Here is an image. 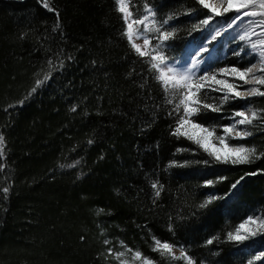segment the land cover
<instances>
[{
  "label": "trees",
  "instance_id": "1",
  "mask_svg": "<svg viewBox=\"0 0 264 264\" xmlns=\"http://www.w3.org/2000/svg\"><path fill=\"white\" fill-rule=\"evenodd\" d=\"M142 1L129 2L131 23L141 20L137 4ZM150 2L162 6L161 11L184 9L170 22L195 24L210 15L196 0ZM47 3L48 10L36 0H0V264H121L115 254L136 250L147 230L161 242L173 238L181 243L194 226L206 230L200 248L192 247L189 254L194 264L263 263L255 258L264 251V233L243 241L228 239L244 216L254 212L223 216V241H218L212 236L220 220H210L211 208L196 206L194 189L177 179L182 173L171 177L167 167L172 149L184 146L168 135L169 121L150 81L138 70L140 61L120 39L112 0ZM137 25L133 29L150 40ZM195 37L172 33L165 54L176 58L186 44L199 46ZM227 52L219 65L244 69L253 63L248 59L242 65L240 57ZM38 80L44 83L37 86ZM207 90L201 93L211 92ZM258 97L227 101L223 112L264 110V97L260 106L253 104ZM194 117L202 124L217 116L200 112ZM219 122L227 125L224 117ZM256 124L262 125L251 132L256 137L229 145L252 141L250 148L264 151V123ZM186 143L188 149L200 148L188 138ZM192 154L198 156L194 150ZM209 162L199 160L191 168L223 172L225 181L245 172L251 188L247 203L259 202L264 211V156L252 167L244 163L210 169ZM190 172L186 170V179L193 186L198 178ZM157 189L162 200L156 199ZM258 213L264 219V212Z\"/></svg>",
  "mask_w": 264,
  "mask_h": 264
},
{
  "label": "rangeland",
  "instance_id": "2",
  "mask_svg": "<svg viewBox=\"0 0 264 264\" xmlns=\"http://www.w3.org/2000/svg\"><path fill=\"white\" fill-rule=\"evenodd\" d=\"M130 1L131 0H128V4ZM36 2L41 6L43 5L44 7V0H36ZM112 2L115 5V11H116L115 13H116L117 20L119 22L120 39L131 50L132 55L135 56L138 61H140L138 65V70H140L148 78V80L150 81V84L152 85L155 95L159 99L160 105L162 106V107L161 106L159 107L162 109L161 111L163 113L165 112L164 119L166 121L167 120L169 121L168 135L172 138L174 142L176 141L178 143H181L184 146L183 148L179 147V148L172 149L171 160L168 162L167 168H170L169 171L171 172V177L174 173H177V175L179 173H182L181 175L177 177V179L178 180L182 179V183H184L185 185L187 183L190 185V189H194V193H196L194 195V199H195L194 203L197 202L198 204L196 206L201 207V204H205V202H208L207 206L203 208H206V209L211 208L210 212L208 213L211 221L214 219V217H217V219L220 220L214 227L215 229L214 231L217 234L213 235L212 237L216 238L218 241H223V237H220L224 235L220 231L222 224H224L223 221H226V219L223 218V216L227 217L228 215H236V214H240L244 212L248 213L249 211H250L249 213H251L252 211L254 212L253 218L259 217L260 219H262L261 215L258 213V211L264 212L259 205L260 203L259 202L254 203L253 201L254 203L253 206L252 204L247 203V201L250 200L249 197L251 196V190H250L251 188H249L247 184L245 183L247 182L246 181L247 179H245V177H247L248 174H244L245 172L242 171L236 176L230 177L229 180L225 181L224 176H221L223 172L214 173V171L209 170L207 173H205L204 171H198V170L191 168V165L199 163V160H200V163H203V164H204V161H210L208 163L209 166L207 165L210 169H212V167H217L219 165L230 166L233 164L230 162L229 163L218 162L214 159V157L210 156L207 152L205 151L203 152V149L201 148L197 149L195 147L194 148L191 147L192 149H188L186 148V147H189V146H186L187 144L186 136H177V135L172 134L173 130L177 126V118L179 115L182 114V109H181V112L174 111L175 105L179 102V94L172 89H169V91L165 92L164 88L162 87L161 82L157 81L156 79V76L159 75V72L156 69L151 68V63H152L151 58L152 56L162 55L165 58V64L161 65L160 67L163 68L165 65H167L169 67H172L176 73H188L191 75L193 81L199 80V78L201 76H204L206 73H213L216 75V78L219 80L228 81L234 84L242 85V87H240L238 90L246 95L245 89L251 88L253 86L259 87L260 85H255L254 82L244 83L243 81H240L238 78H234L230 74L221 73L220 69H230L231 67L230 66L225 67V66L219 65L218 62H219V58H222L225 52H227V49L230 47V51H228L226 54L229 55V54H232L233 52L234 54L239 52L240 55H236V56L240 57L239 58L240 61L243 60V62H241L242 65H245L246 60L248 59L253 60L252 61L253 63L250 66L255 65L256 67L253 69V73L250 74L249 77H247L248 79H250L251 75L253 74L256 76L261 75V72L259 71V68L261 65H260V58L258 55V51L264 46L259 45L258 41L264 39V26H257L256 24L250 25L248 21L254 19L257 21V23H259V21L261 19H264V17H260V16L244 17L241 21H237V23L234 24L232 27H228V25L231 23L232 18L237 15V13L233 11V12L222 14L220 16H213V19L210 21L209 25H201V21L194 24L195 20L194 22L192 20V21L183 22V23L170 22L171 20H169L167 24H164V21L168 20L169 17H172V20H173V17L175 16L176 13L178 14L184 13L185 12L184 9L182 8L180 10L179 7H171V8H167L168 10L165 9L164 11H161L160 8L162 6H156L152 4L150 0H143L142 1L143 3L141 5L137 4V6H139V10L142 12L141 20H143L145 16H148V19L145 20L143 24H138L137 27L138 29L139 28L143 29L142 32H148V34L150 35V40H149V44L145 46L144 45V40L146 39L145 33H139L138 31L133 29L134 38L132 42L139 45L142 51H145L146 53H148V55L140 56L133 49L127 36L125 35V32L127 30V23H131L130 18L126 22L123 19L124 14L118 10L119 4L117 3V0H112ZM213 4L219 7L220 0H218L217 2H213ZM145 5H147L148 8L152 10L154 15H150L149 12L146 11ZM224 6L225 7L227 6L226 3L224 4ZM44 8L48 10V8L46 7ZM196 24L201 27L198 28ZM156 28H159L160 31L157 32L155 30L153 31L145 30V29H156ZM176 31L180 32L181 37H184L187 32L196 34L195 38L201 41V44L199 46H195V44L193 46L190 44H186L183 51L182 52L180 51V53H177L176 58L174 57L173 53H171L170 56L165 54V51H167L165 49L166 41H163V42L161 41L160 34L162 32L174 33ZM245 32H248V38L245 41H241L239 37L241 35H244ZM217 33H219V35H217ZM151 35H153L152 38H151ZM213 36L216 37L215 40L212 39ZM185 40L186 38L183 41ZM252 43H257L256 51L252 50L251 48ZM157 45H160V47L157 48ZM201 48H207L208 51L200 52ZM194 65L196 66L194 67ZM207 83L210 84L211 86L210 87L206 86L205 88H208L207 91H211V92L200 94L203 98L202 104L206 103L214 107H218L220 111L213 112L211 109H204L201 105L200 112H203V115L216 114L217 116L215 117V119H213L214 118L213 117L207 122H202L201 125H203L204 127H207L210 130L212 129L215 130L213 133V138L211 139H212V143L215 144L216 147H220V145H219L218 140L215 139V137H225V140L228 145L230 142L240 140L237 138H230L224 132V128L226 126H231L237 120L240 119V117H234L235 112L245 111L246 115H250V113L247 112L248 107L245 109L237 110L234 113H231L230 115L226 114L227 112H223L225 102H223L222 100V97L225 93L223 91H218L219 92L218 93L213 90L214 88H217V87L223 88V85L218 86L210 81ZM47 86H50V85L48 84ZM261 90H264V88L261 87ZM31 94H32V90L30 91V96ZM259 98L260 96L256 100L253 101V104L255 106H260ZM169 100H171L172 102L169 103L168 102ZM234 100H237V99H234ZM229 101H233V99H230ZM222 117H224V121H226L227 123V125L223 127H221V124L219 122V118L221 119ZM261 117H264L263 114H260L259 119L253 122L251 125H249L247 130L244 129V125H239V124L236 125V129L254 132L257 130L256 129L257 127L262 126L261 124H256V123L258 122L264 123L263 121H261L262 120ZM194 118H195L194 116L191 117L193 122H195ZM216 118L218 119V121ZM231 135L234 137L235 132H233ZM256 136L257 135H253L251 136V138H254ZM252 145H255V143L252 141H249L245 143L244 147L250 148L252 147ZM229 147H238V146L229 145ZM193 150L197 152L198 156H194V154H192ZM256 152H257V156H259V154L261 153H264L263 150H259V149H256ZM179 158L181 161H178ZM256 160H258V158H253V161L251 163L245 164L244 167H252L255 164L254 162ZM203 164H199V167L202 166ZM186 170L191 171L190 175L194 174L193 176H191L192 178H198L197 181L195 180L196 183H194L193 186L191 183L188 182L190 178L188 177L186 179ZM221 177L223 179H220ZM225 178L227 177L225 176ZM209 180L213 181L214 183L212 185L206 184V181H209ZM237 181H239V183L237 184L236 188L233 189L232 185L236 184ZM162 193H163L162 190H160V195L156 196L157 200L163 199ZM227 197H230V198L225 202L224 200ZM177 198H180V196L179 197L177 196ZM241 198H243L244 202H246L247 205L241 200ZM183 202L184 200L181 199L179 202V205L183 204ZM156 205L157 204L155 200L152 203V206H156ZM183 205H185L186 207V201L184 202ZM244 218H245L244 222L247 221L248 214H246ZM195 222L196 221H194V223L192 224H195ZM199 227L202 230H198ZM246 228L255 230L257 228V225L248 224L246 225ZM203 229H204V226L202 227L194 226L192 228L189 227L188 230H186L185 235H184L185 240L181 243L176 242L175 239L173 238H169L167 241H163V242H167L173 246L172 247L173 256L179 257L182 252L185 253L187 256H189L190 252L192 251L191 250L192 247L197 248V249L200 248V245L202 244L201 239L203 235L206 234V230H203ZM147 231H148V233H146L147 235L144 232L145 236L143 235L140 246L137 247L136 250H133L131 252H125V256L121 257L122 260L127 261L128 264H141L140 260H133V253L138 250L142 253L144 257L150 258L153 264H158L159 260H166L167 262H170V264H186V261L182 259L174 260L170 256H161L159 252L153 251L152 249L155 246V241H154L155 236H153L150 230H147ZM240 234L245 235L246 234L245 229H241ZM262 253H264V251L259 253V255H257L256 257H260ZM206 254H208V257L210 259L211 255L207 252ZM226 256L228 257L229 254L226 253L224 257L226 258ZM255 260L257 261V263H259L260 261H264V259H256V258ZM260 264H264V262Z\"/></svg>",
  "mask_w": 264,
  "mask_h": 264
},
{
  "label": "snow or ice",
  "instance_id": "3",
  "mask_svg": "<svg viewBox=\"0 0 264 264\" xmlns=\"http://www.w3.org/2000/svg\"><path fill=\"white\" fill-rule=\"evenodd\" d=\"M119 4V11L123 13V19L127 22L131 17V12L128 10V0H117ZM196 3L201 6L202 9H207L211 13L207 16L206 19L201 21V25H209L210 21L213 19V16H220L225 13L229 12H236L237 15L234 16L231 20V23L228 27H232L237 21H241L244 17H264V0H220V6H216L213 3H210L209 0H196ZM226 3V7L224 4ZM44 7L48 8L49 5L47 0H44ZM146 11L149 12L150 15H154L152 10L145 5ZM258 9V10H257ZM51 10V9H49ZM148 19V16H145L143 20H136L133 23L135 24H143L145 20ZM172 17H169L168 20L164 21V24H167ZM133 23H127V30L125 35L127 36L129 42L131 43L133 49L137 52L140 56L148 55L145 51L141 50V47L135 43H133ZM248 23L250 25L256 24L257 26H264V19H261L259 23L256 20L252 19L249 20ZM59 26V25H57ZM146 31H157L159 32L160 29H145ZM254 31V30H253ZM219 35V33H217ZM172 36L171 32H162L160 34L161 41H166ZM248 38V32H245L244 35H241L239 39L241 41H245ZM213 40L216 39L215 36L212 37ZM149 44V40H144V45L147 46ZM258 44L264 46V39L259 40ZM160 45H157L159 48ZM251 48L253 51L257 50V43H252ZM207 48H201L200 52H207ZM236 55H240L239 52L235 53ZM258 55L260 58V68L259 71L261 75H251L253 73V69L256 67L252 65L250 67L240 69L235 66L231 67L230 69H220L221 73L230 74L234 78H238L240 81L244 83H255V85L264 86V47H262L258 51ZM151 68L156 69L159 72V75L156 76L157 81L161 82L162 87L164 88L165 92L172 89L179 94V102L175 105L174 111L181 112L182 114L177 118V126L173 130L172 134L177 136H186L189 140H192L195 144H197L201 149L207 152L210 156L214 157V159L218 162L224 163H232V164H244V163H251L253 158H260L264 156V153L259 154L257 156V152L255 148H247L244 146L238 147H229L227 144L225 137H215L218 140L220 147H216L215 144L212 143L214 129L210 130L207 127L199 123L193 122L191 117L195 116L196 114L200 113L201 105L204 109H211L213 112H218L220 109L218 107H214L210 104L203 103L202 104V96L200 95L201 90L204 89L206 86L210 87L211 85L207 82H212L215 85H223V88L217 87L214 88V91H223L225 94L222 97L223 102H227L230 99H248L249 97H264V90H261L258 86H253L251 88L245 89V93H242L238 89L242 87V85L234 84L228 81H222L216 78V75L213 73H206L204 76H201L199 80L193 81L192 77L188 73H176L172 67L165 65L163 68L160 67L161 65L165 64V58L162 55L152 56L151 58ZM51 63V62H50ZM196 65H194L195 67ZM62 67V64H61ZM49 76L45 75L44 80H48ZM44 83V81L38 80L37 86ZM182 90V91H181ZM33 92L36 91V88L32 89ZM169 103L172 101L169 100ZM75 111V108H73ZM247 112L250 115H246L245 111H237L234 113V117H240L234 124L231 126H226L224 128V132L230 138H237V139H245L252 135L250 131L246 130H237L236 125H250L252 124L253 120H256L260 116V112H264V110H253L251 108L247 109ZM235 132V136L233 137L231 134ZM91 143V141H89ZM3 146H4V137L0 135V156L3 155ZM255 174V173H253ZM220 179H223L222 177ZM214 182L209 180L206 181V184L212 185ZM239 181L236 184L232 185V188H236ZM153 188H157L156 184H153ZM9 191L8 188H4L3 192L7 194ZM160 195V190L157 189L156 196ZM208 202L205 204H201V207H206ZM254 224L257 225L255 230L246 228V225ZM245 229L246 234L241 235L240 230ZM258 233H264V219H260L259 217L253 218L248 217L247 221L240 224L236 234L229 233L228 239L229 240H237L243 241L248 239L250 236H256ZM155 246L153 247V251L159 252L161 256H170L172 259H182L186 261V264H194V261L191 257L187 256L185 253H181L179 257L172 255V245L167 242H161L160 240L154 237ZM105 244L110 243L109 241L105 240ZM209 244L212 243V240L208 241ZM123 245V242H121ZM111 253V249L108 250ZM126 251L131 252V249H127ZM116 255V259H120L121 257L125 256V252H119ZM256 259H264V253L261 254L260 257H256ZM133 260H140L141 264H153V262L148 257H144L140 251H135L133 253ZM121 264H128L127 261L122 260ZM249 264H252L250 261Z\"/></svg>",
  "mask_w": 264,
  "mask_h": 264
},
{
  "label": "bare ground",
  "instance_id": "4",
  "mask_svg": "<svg viewBox=\"0 0 264 264\" xmlns=\"http://www.w3.org/2000/svg\"><path fill=\"white\" fill-rule=\"evenodd\" d=\"M218 0H209L210 3L217 2Z\"/></svg>",
  "mask_w": 264,
  "mask_h": 264
}]
</instances>
